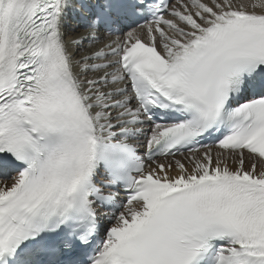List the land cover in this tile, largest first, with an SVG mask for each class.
Listing matches in <instances>:
<instances>
[{
    "label": "snow or ice",
    "instance_id": "1",
    "mask_svg": "<svg viewBox=\"0 0 264 264\" xmlns=\"http://www.w3.org/2000/svg\"><path fill=\"white\" fill-rule=\"evenodd\" d=\"M0 264H264V0H0Z\"/></svg>",
    "mask_w": 264,
    "mask_h": 264
},
{
    "label": "bare ground",
    "instance_id": "2",
    "mask_svg": "<svg viewBox=\"0 0 264 264\" xmlns=\"http://www.w3.org/2000/svg\"><path fill=\"white\" fill-rule=\"evenodd\" d=\"M74 23H76V21H74ZM81 31H83L82 27H81Z\"/></svg>",
    "mask_w": 264,
    "mask_h": 264
}]
</instances>
